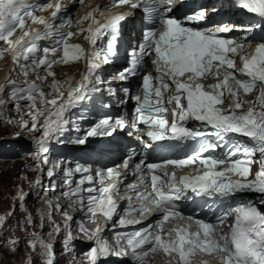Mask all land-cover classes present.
<instances>
[{
  "label": "snow or ice",
  "instance_id": "snow-or-ice-1",
  "mask_svg": "<svg viewBox=\"0 0 264 264\" xmlns=\"http://www.w3.org/2000/svg\"><path fill=\"white\" fill-rule=\"evenodd\" d=\"M76 2V0H74ZM82 5L84 0H78ZM175 0H112L107 5H128L135 9L142 7L146 13L151 15L153 25L146 30L142 36V42L133 48L129 53V66L117 70L115 75L109 77L107 83L110 91L112 81H126L130 77L137 75L138 70L142 68L146 57H151L154 53L155 59L152 65L155 66V76L152 73L142 74L141 93L131 97L137 101L135 108L137 114V123H143L148 126L146 133L150 142H145V148H151L152 143L162 140H184L192 139L204 135L203 132L187 127L188 120L198 121L202 124L211 126L215 130V135L221 140L226 134H240L255 142V147L241 148L232 146L228 151L219 157L203 155L208 152V147L201 150H194V154L184 159H168L163 163L166 165L184 166L199 161L207 168L202 175H183L177 178L173 173L167 177L169 185L168 191H163L157 187V181L162 177L154 170L161 167V164L149 163L147 170L152 173L151 188L155 196L151 193L136 190L134 186H129L136 192L139 204V212L143 214L149 210V206H155L162 210V217L142 230L134 231L129 234H116L115 246L110 244L102 235L105 227H97L95 231L90 232L83 224L80 230L88 240L92 241V246L83 255L86 256L87 264H100L101 258H107L115 255L117 257L131 255L136 264H145V258L150 252L162 250L165 254L173 256L176 264H209L207 261L193 260L190 257L199 253H216L219 264H264V40L256 44L254 52L248 56H241L242 67L237 68L235 64V54L238 49L245 47L246 41L236 42L232 39L221 38V34L235 30L225 26L212 25L207 29L202 27H193L189 25H199L206 19L205 10L201 9L193 12L186 17L179 18L172 15ZM238 7L249 13L256 14L264 18V0H237ZM39 7H43L42 5ZM47 7L54 9L52 17L55 20L62 11L61 0H54L48 3ZM37 6L30 3V0H0V41H3L8 47L0 49V57L5 56L9 51L19 65L20 71L27 77L29 71L40 79L38 69L44 68L47 80L52 77V92L49 96L55 95L49 99L42 92L40 86L35 83H27L26 86H19L15 81L9 79L10 89L8 96L14 100L28 99L31 103L28 105L32 111L30 122H24L22 127L26 131L39 132V136H34L36 150L31 153L38 161L48 165L50 145L53 140H58L70 129H74L78 135L75 139L76 144H85L89 137L111 136L115 132L112 126L113 122L120 128H125L123 119L117 117L101 118L94 125L81 133L78 120L85 117L73 118L69 115L72 109H75L85 99L89 93L100 90V86L105 83L99 70L101 61L104 64L110 62L111 57L116 54V41L120 31L121 22L125 16L114 14L106 18L103 22L96 19L97 9L94 8L83 17L84 21H90L87 28H79V33L69 30L59 32L54 30V25L43 17L35 16L34 11ZM30 18L33 23H39L45 26V30H30L26 27L25 18ZM163 27L157 35L156 25ZM59 27L72 28L71 18L66 17L61 21ZM264 28V25H256ZM20 29V35L15 40L10 39L13 34ZM247 31H252L249 26ZM87 32L86 41L92 46L91 49H85L79 44L69 43V39ZM48 37H55V46L45 47L43 55L38 57V41ZM27 38V39H26ZM107 38L106 48L97 49L99 40ZM250 46V43H249ZM101 52H104L101 57ZM51 57V58H49ZM31 62V68L26 63ZM84 60L86 62V71L82 72L76 82L71 85L67 94L61 90L55 80L53 66L57 64H68L75 61ZM161 63L163 67H161ZM211 75L217 80L215 84L205 85L202 80ZM187 76V79H182ZM94 77V79H93ZM201 82L193 84V81ZM235 82L237 88L232 87ZM172 89L171 94L166 101L162 95L163 91ZM242 89L245 94L258 89L259 95L256 98L259 111L256 105L244 108L245 101L239 99V90ZM4 88L0 87V94ZM126 96H130V89L123 88ZM34 93H39L42 108H37L35 104L36 97ZM225 97L230 101L227 106L224 105ZM186 101V103H182ZM5 101L0 99V105ZM18 108L19 105H16ZM239 110V111H238ZM171 111L172 122L165 118V113ZM42 118V119H41ZM136 125H133L135 127ZM216 146H212L214 149ZM256 151L259 152L260 170L256 172L253 178L251 175V164L255 161L253 157ZM238 154L243 155V159H233ZM132 157L130 156L129 159ZM144 161L135 164V170L142 172ZM217 166H224L223 170L216 171ZM61 167L60 163L54 164L47 170V176L52 178L55 175V169ZM123 167H129L128 160H124L122 165L106 169L107 177L113 179V183L104 185L105 174L97 172L101 187L97 190L94 187L83 188L85 182L91 183L93 176L90 169L77 164L76 173H85L75 186H73L72 171L66 172L67 190L62 194L69 197L70 205L76 204L91 216L97 213L102 214L107 220H112L117 213L118 202L114 199V194L119 192L120 171ZM233 176L237 178H233ZM40 183V182H38ZM53 188L55 185H51ZM186 190L196 192L197 194L217 195L225 198H234L237 195L244 196L248 193L259 194L258 201L252 199H242L239 203L230 207L227 212L217 217V222H205L196 220L199 231L189 232L187 226H179L167 230V235L173 239L165 241L159 234L163 230L165 222L181 219H193L185 217L177 208L174 201L179 200ZM88 192L87 203L85 205L82 192ZM97 193L91 195V193ZM75 197V199H73ZM21 202L24 194L21 192L18 197ZM131 199V198H130ZM20 207H23L21 203ZM58 210L59 205L56 206ZM235 214V221L230 226L228 233H222L220 225L224 223L229 215ZM14 215V212L7 214ZM67 221H72L73 217L64 213ZM32 223L29 218L27 221ZM91 223V218L89 219ZM137 223L136 221L119 220L120 226H126ZM6 224V218L0 216V227ZM220 231L222 234L217 235ZM72 240L69 232L66 237L63 248L68 255L75 260V250L70 243ZM8 242L11 245L10 250L16 251L18 241L9 237ZM30 249L35 250L36 242L27 241ZM46 249L42 258L44 264H56L54 259V248L50 244L41 245ZM32 264V262H30Z\"/></svg>",
  "mask_w": 264,
  "mask_h": 264
},
{
  "label": "rangeland",
  "instance_id": "rangeland-1",
  "mask_svg": "<svg viewBox=\"0 0 264 264\" xmlns=\"http://www.w3.org/2000/svg\"><path fill=\"white\" fill-rule=\"evenodd\" d=\"M137 32L139 33L140 30ZM125 63V61L120 62L117 67L125 65ZM6 124L0 123V144L2 143V138L11 133L10 128H8ZM28 159H30L28 158V155L23 154L14 158L0 157V210H5L7 208L9 201L8 196L9 193L12 191V186L15 184L16 172L18 169L21 170L23 168V163L29 161ZM20 212L18 214H20ZM10 248L11 247H9L8 249ZM0 256H3V259L0 261V264H5L6 262L13 264L14 261H17L16 255H10V257H8L0 253Z\"/></svg>",
  "mask_w": 264,
  "mask_h": 264
},
{
  "label": "bare ground",
  "instance_id": "bare-ground-1",
  "mask_svg": "<svg viewBox=\"0 0 264 264\" xmlns=\"http://www.w3.org/2000/svg\"><path fill=\"white\" fill-rule=\"evenodd\" d=\"M142 14L143 13L139 10H130L128 12V14L126 15L128 20L125 23L120 25V32H121V35H122L124 43H125L124 54L126 53V49L128 47V40H129L130 36L133 35L136 37L137 31H139V29L137 30V28H136V24L138 21H139L140 27H142L143 20L138 17V15H142ZM122 60H123V56L116 55L113 58H111L110 62L107 63L106 66H107V68H111L113 70H116V69H118L117 64H119V62ZM7 62L8 61L5 62V60L0 62V77H1V68L3 65H6ZM124 66H126V64ZM0 109H1V105H0ZM7 138H8V141H11V136H8ZM17 141L19 143L22 142V140H17ZM40 198H42V196H40ZM38 241H40L41 242L40 245H42V241H43L42 233L39 234ZM39 264H42V258L39 259Z\"/></svg>",
  "mask_w": 264,
  "mask_h": 264
},
{
  "label": "clouds",
  "instance_id": "clouds-1",
  "mask_svg": "<svg viewBox=\"0 0 264 264\" xmlns=\"http://www.w3.org/2000/svg\"><path fill=\"white\" fill-rule=\"evenodd\" d=\"M21 232V231H20ZM20 237H21V239L23 240L24 238L22 237V234L20 235ZM2 255H6V256H8V257H10V255H7L4 251H2ZM19 257L17 256V259H18ZM3 259V256H1V260ZM0 260V261H1ZM5 264H7V262L5 263ZM8 264H11V263H8Z\"/></svg>",
  "mask_w": 264,
  "mask_h": 264
}]
</instances>
